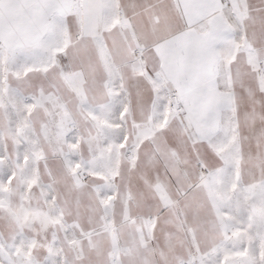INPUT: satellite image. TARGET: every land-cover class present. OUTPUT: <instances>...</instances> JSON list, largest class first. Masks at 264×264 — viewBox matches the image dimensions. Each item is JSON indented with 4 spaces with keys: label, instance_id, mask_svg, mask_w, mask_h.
<instances>
[{
    "label": "snow or ice",
    "instance_id": "6c2138e0",
    "mask_svg": "<svg viewBox=\"0 0 264 264\" xmlns=\"http://www.w3.org/2000/svg\"><path fill=\"white\" fill-rule=\"evenodd\" d=\"M0 264H264V0H0Z\"/></svg>",
    "mask_w": 264,
    "mask_h": 264
}]
</instances>
